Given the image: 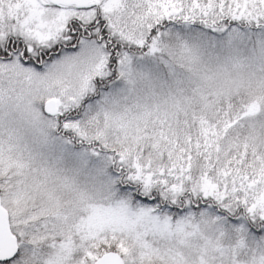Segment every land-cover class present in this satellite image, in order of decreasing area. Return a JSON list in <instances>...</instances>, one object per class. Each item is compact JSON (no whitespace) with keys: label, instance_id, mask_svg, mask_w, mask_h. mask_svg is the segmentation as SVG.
Returning a JSON list of instances; mask_svg holds the SVG:
<instances>
[{"label":"snow or ice","instance_id":"6c2138e0","mask_svg":"<svg viewBox=\"0 0 264 264\" xmlns=\"http://www.w3.org/2000/svg\"><path fill=\"white\" fill-rule=\"evenodd\" d=\"M0 264H264V0H0Z\"/></svg>","mask_w":264,"mask_h":264}]
</instances>
